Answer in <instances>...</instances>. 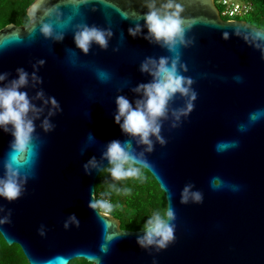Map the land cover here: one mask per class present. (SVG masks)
<instances>
[{
  "label": "water",
  "instance_id": "95a60500",
  "mask_svg": "<svg viewBox=\"0 0 264 264\" xmlns=\"http://www.w3.org/2000/svg\"><path fill=\"white\" fill-rule=\"evenodd\" d=\"M176 2L182 15L195 21L181 63L197 98L187 115L176 120L170 113L162 121L165 143L151 137L152 152L114 122L116 97L135 102L139 97L132 89L151 79L140 72L141 63L169 55L144 39V21L132 15L147 11L144 0H87L78 10L72 0H35L27 11L29 24L0 30V74L9 73L11 80L17 68L27 71L23 91L44 109L35 121L38 154L32 173L18 199L0 197V233L9 246L22 248L29 264H69L78 258L93 264H264V118L249 120L250 113L264 110V29L222 19L215 0ZM53 5L44 22L65 23L53 24L54 31L63 32L60 41L39 32L44 11ZM137 24L142 32L133 38L128 30ZM83 25L111 31L108 47L93 42L87 54L77 48L74 35ZM34 66L42 83L31 80ZM40 91L59 104L51 117V106L35 99ZM186 102L177 95L170 108L183 109ZM45 118L51 131L41 127ZM12 139L0 130V177ZM113 140L130 141L136 154H143L148 162L143 168L174 210L169 221L174 239L163 250L141 247L142 230H124L119 219L89 207L97 200L98 175L109 166L102 153ZM219 142L236 146L218 152ZM93 157L99 167L86 174L84 165ZM188 185L189 199L182 203ZM193 192L201 194L200 202L193 201Z\"/></svg>",
  "mask_w": 264,
  "mask_h": 264
},
{
  "label": "clouds",
  "instance_id": "9594fccd",
  "mask_svg": "<svg viewBox=\"0 0 264 264\" xmlns=\"http://www.w3.org/2000/svg\"><path fill=\"white\" fill-rule=\"evenodd\" d=\"M87 0H72L76 10L79 5ZM56 6L46 9L39 21V32L46 38L53 37L60 41L63 39V32L54 31L53 24L57 26L65 23L44 22V17L51 13ZM143 7L147 9L141 16L140 13H133V16H140L144 21L148 35L144 39L155 42L165 48L168 56L159 58H146L140 65V72L151 77L149 82L137 85L132 91L139 97L135 102L130 101L124 95H118L115 100L116 113L114 122L121 129V132L131 139H136L138 144L145 146V151L152 152L153 142L151 137H156L160 144L165 141L160 135L162 121L167 119L169 114L179 120L193 110V101L197 93L192 89L194 83L191 77L185 76L186 65L181 63V49L187 46L190 41L186 40L187 32L193 27L195 21L182 15L184 8L176 0H144ZM39 4L32 9L35 14ZM36 24L32 29H35ZM129 35L136 38L142 32L139 24L129 28ZM111 31H105L95 26H81V30L74 35V43L83 53L87 54L93 42L102 49L108 47V37ZM227 38V34H225ZM41 65L43 61L39 62ZM38 68L34 66L31 73V80L34 84L42 83L36 75ZM9 73L0 74V130L10 134L13 139L9 144L7 159L3 162L4 175L0 177V197L11 202L18 199L22 193L23 185L29 179L38 154V137L35 121L43 113V107H37L29 97L27 91H23L29 84V73L23 68L16 69V78L8 80ZM102 81L106 80V74L100 73ZM8 80L7 84L3 82ZM177 95L187 98L185 108L173 109L170 105L175 101ZM36 100L43 101L44 105H50L48 116L55 114L53 110H59V104L54 97L44 98L42 91L37 92ZM31 114V115H30ZM264 118V110L250 113L249 120L256 122ZM41 127L45 132L51 131L53 125L49 119L42 121ZM244 130V126H240ZM235 142H219L216 145L218 152L226 151L235 147ZM102 159L107 160L111 165L109 171L113 180L123 181L128 179H140L141 167L147 165L143 154L137 155L132 148L130 141L121 142L113 140L106 145L102 153ZM139 166V167H138ZM99 164L95 157L91 158L84 165L86 174L89 169H97ZM191 185L184 188L182 192V203H187ZM195 202H200L202 196L199 192L191 193ZM92 209H99L97 214H109L112 205L108 201H97L93 199L89 203ZM174 219V210L168 205L166 210L158 212L144 223L143 235L137 238V243L143 248L155 246L158 249H165L174 239V226L169 222ZM75 221V217H70ZM67 227V224L65 225ZM101 251L106 249L102 246ZM98 260V258H97Z\"/></svg>",
  "mask_w": 264,
  "mask_h": 264
},
{
  "label": "trees",
  "instance_id": "16d2710c",
  "mask_svg": "<svg viewBox=\"0 0 264 264\" xmlns=\"http://www.w3.org/2000/svg\"><path fill=\"white\" fill-rule=\"evenodd\" d=\"M35 0H0V30L9 24L18 26L30 22L27 11ZM254 12L250 24L264 29V0H252ZM260 2V5H257ZM111 165L98 175L95 189L97 201L108 200L112 205L109 213L121 222L124 230H142L144 223L153 215L167 208L165 193L154 176L141 167L140 179L113 180ZM139 167V166H138ZM0 264H29L22 248L9 246L0 233ZM69 264H93L85 259H74Z\"/></svg>",
  "mask_w": 264,
  "mask_h": 264
},
{
  "label": "built area",
  "instance_id": "2783aa9c",
  "mask_svg": "<svg viewBox=\"0 0 264 264\" xmlns=\"http://www.w3.org/2000/svg\"><path fill=\"white\" fill-rule=\"evenodd\" d=\"M215 3L224 20H241L254 12L252 0H215Z\"/></svg>",
  "mask_w": 264,
  "mask_h": 264
},
{
  "label": "rangeland",
  "instance_id": "374dc122",
  "mask_svg": "<svg viewBox=\"0 0 264 264\" xmlns=\"http://www.w3.org/2000/svg\"><path fill=\"white\" fill-rule=\"evenodd\" d=\"M260 4H261V3L258 2L257 5H260ZM251 18H252V14L248 15L247 17H245V18H243V19H241V20H243V21H248V19H251ZM96 198H97V196H96Z\"/></svg>",
  "mask_w": 264,
  "mask_h": 264
},
{
  "label": "flooded vegetation",
  "instance_id": "af4514ba",
  "mask_svg": "<svg viewBox=\"0 0 264 264\" xmlns=\"http://www.w3.org/2000/svg\"><path fill=\"white\" fill-rule=\"evenodd\" d=\"M216 4V3H215ZM217 6V5H216ZM218 8V7H217ZM247 22H249V21H247ZM250 23V22H249Z\"/></svg>",
  "mask_w": 264,
  "mask_h": 264
}]
</instances>
